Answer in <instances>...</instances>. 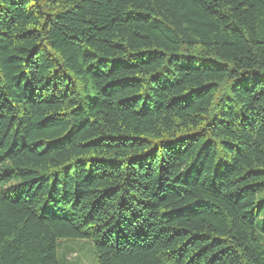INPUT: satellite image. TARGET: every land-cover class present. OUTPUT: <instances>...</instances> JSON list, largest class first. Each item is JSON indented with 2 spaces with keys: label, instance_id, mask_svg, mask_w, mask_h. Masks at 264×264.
I'll list each match as a JSON object with an SVG mask.
<instances>
[{
  "label": "trees",
  "instance_id": "16d2710c",
  "mask_svg": "<svg viewBox=\"0 0 264 264\" xmlns=\"http://www.w3.org/2000/svg\"><path fill=\"white\" fill-rule=\"evenodd\" d=\"M5 163L0 264H264V0H0Z\"/></svg>",
  "mask_w": 264,
  "mask_h": 264
},
{
  "label": "rangeland",
  "instance_id": "374dc122",
  "mask_svg": "<svg viewBox=\"0 0 264 264\" xmlns=\"http://www.w3.org/2000/svg\"><path fill=\"white\" fill-rule=\"evenodd\" d=\"M9 168V164L0 165V174ZM16 184L12 181L10 185ZM264 192L259 194V197ZM58 264H94L93 244L89 240L65 239L58 243L57 247Z\"/></svg>",
  "mask_w": 264,
  "mask_h": 264
}]
</instances>
